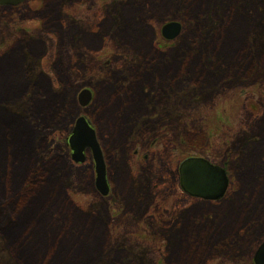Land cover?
Returning a JSON list of instances; mask_svg holds the SVG:
<instances>
[{"label":"rangeland","instance_id":"rangeland-1","mask_svg":"<svg viewBox=\"0 0 264 264\" xmlns=\"http://www.w3.org/2000/svg\"><path fill=\"white\" fill-rule=\"evenodd\" d=\"M186 1L189 5L185 0H26L17 7L0 6V62L20 44L39 42L36 56L24 55L20 77L34 80L40 73L56 89L64 82L74 90V119L84 114L96 130L109 192L102 196L96 190L87 151L84 163L70 166L59 197L85 220L92 218L103 239L100 246L114 251L113 256L103 253L98 264L121 259L132 264H253L254 251L264 239V218L239 224L226 217L241 192L237 169L244 147L259 145L264 160V54L256 53L259 75L248 80L251 85L218 77L207 89L196 88L186 75L192 69L184 66L197 60L208 64L207 53L200 48L193 54L191 49L210 32L214 19L208 11L190 12L193 1ZM260 3L263 7L264 0L256 3L262 19L250 34L263 49ZM171 20L181 24V31L165 41L160 29ZM196 22L206 24H200L202 31ZM235 31L233 37L242 36ZM83 88L93 94L86 108L77 104ZM7 100H0V111L22 115L25 102L14 95ZM123 128H128L126 134ZM46 129L48 136H60ZM119 135L123 139L118 141ZM63 138L56 141L63 143ZM188 156L208 158L225 169L229 183L220 201L197 200L181 190L178 164ZM247 202L250 198L234 207L242 211ZM7 209L0 199V229L10 224ZM222 212L231 231L212 229L220 232L215 244L177 242L194 222L206 227L218 221L220 228ZM0 264H18L1 235Z\"/></svg>","mask_w":264,"mask_h":264},{"label":"trees","instance_id":"trees-1","mask_svg":"<svg viewBox=\"0 0 264 264\" xmlns=\"http://www.w3.org/2000/svg\"><path fill=\"white\" fill-rule=\"evenodd\" d=\"M192 1L188 6L190 12L208 11L214 19V26L204 38L193 42L191 52L194 54L201 48L207 53L208 64L203 60L185 64L184 67L193 71L185 68L186 75L194 79L191 84L207 89L220 77L224 81L241 79L245 86L251 85L248 80L255 81L259 75L256 53L258 56L264 54V48L250 34L262 19L256 5L259 0L255 3L251 0ZM185 3L189 5L186 0ZM232 6L241 10L234 11ZM259 6L264 8L261 3ZM200 24H206L196 22L202 31ZM235 30L242 31V36L233 37ZM224 34H229L230 38H223ZM134 39L129 38L130 41ZM187 40L184 41L191 44ZM204 44V47L199 46ZM20 45L0 62V100L8 101L14 95L26 104L22 115L0 111V199L5 200L11 217L10 224L0 229V235L18 264H98L103 253L111 252L113 256L114 251L106 252L100 246L102 236L92 218L85 220L76 208H69L67 201L64 206L59 197L73 163L68 158L67 146L56 140L70 132L78 111L74 90L71 92L64 82L59 89L48 86L40 73L34 80L27 79L25 75L21 78L26 60L24 55L36 56L41 48L39 42L32 40ZM159 47L162 48L158 46L157 49ZM231 51L234 55L230 54ZM126 124L123 122V126ZM46 128L53 129L60 136L56 139L53 135L48 136L50 130ZM123 130L126 134L128 128ZM119 139L123 137L119 135ZM253 142L258 144L260 138ZM258 146L246 145L236 168L238 180L242 183L241 192L236 194L237 203L250 198L249 204L247 202L242 211L234 207L237 203L229 205L232 208L228 215L222 212L224 220L220 228L218 221L207 223L209 226L206 227H201L199 222L186 225L178 235L179 244H215L217 234H220L215 230L231 231L232 224L225 220V216L239 224L252 220L261 222L264 218V160ZM102 249L105 251L100 254ZM107 264L132 263L121 259Z\"/></svg>","mask_w":264,"mask_h":264},{"label":"water","instance_id":"water-1","mask_svg":"<svg viewBox=\"0 0 264 264\" xmlns=\"http://www.w3.org/2000/svg\"><path fill=\"white\" fill-rule=\"evenodd\" d=\"M25 0H0V5L16 6ZM181 25L177 21H170L162 25L160 33L167 40L179 35ZM92 98L91 91L81 89L77 94L80 107L87 106ZM71 153L70 158L75 163L85 161V150L89 149L94 164L96 190L105 196L108 193L106 171L103 155L97 141L95 131L85 116L76 117L70 134L66 138ZM179 183L181 189L192 197L205 200H215L223 196L228 179L224 169L210 163L202 157H187L178 166ZM253 264H264V239L253 254Z\"/></svg>","mask_w":264,"mask_h":264}]
</instances>
